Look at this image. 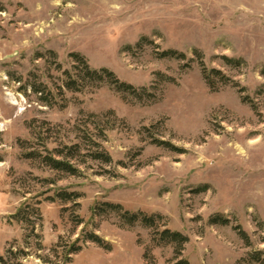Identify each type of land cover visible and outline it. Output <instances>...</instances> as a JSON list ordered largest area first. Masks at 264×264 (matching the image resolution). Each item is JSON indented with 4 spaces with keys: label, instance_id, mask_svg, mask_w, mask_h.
Listing matches in <instances>:
<instances>
[{
    "label": "rangeland",
    "instance_id": "rangeland-1",
    "mask_svg": "<svg viewBox=\"0 0 264 264\" xmlns=\"http://www.w3.org/2000/svg\"><path fill=\"white\" fill-rule=\"evenodd\" d=\"M71 54L154 98L65 89ZM202 67L225 84L210 88ZM88 114L107 121L94 139L110 164L87 160L70 176L24 157L83 145L76 127L97 132ZM123 212L160 216L157 230L187 237L189 264H264V0H0V255L173 264V245H155V229L128 226Z\"/></svg>",
    "mask_w": 264,
    "mask_h": 264
},
{
    "label": "trees",
    "instance_id": "trees-1",
    "mask_svg": "<svg viewBox=\"0 0 264 264\" xmlns=\"http://www.w3.org/2000/svg\"><path fill=\"white\" fill-rule=\"evenodd\" d=\"M147 42L146 38H141L137 43L136 47H141L143 43ZM52 54V53H50ZM160 57H175V58H183V54H177L175 51H164L159 54ZM70 57L73 59L76 65H73V70L75 71V75H72L69 72H64L66 79L63 83V87L69 91H78L84 83L88 82L90 84H94L96 87L106 84L112 87L116 92H120L126 94L128 96H132L134 99L139 101L146 100L149 101L150 99L154 98L146 89H141L140 91L133 88L131 85L126 84L124 82L118 81V79L113 75V73L107 69H90L84 58L79 54H71ZM222 59L226 63L234 62L239 64V61H235L233 59H229L227 57H222ZM202 74L205 82L210 88L215 86V78L225 84V77L220 73V71L216 69L207 70L202 67ZM159 79H162V75L157 74ZM43 88H36L33 87V92L36 94H40V99L47 102V97L44 94ZM49 105V104H48ZM111 115V114H110ZM102 117H106V115H102ZM86 120L92 122L95 125L96 135H93L87 129H79L76 127L77 132L80 134L79 139L82 141L80 143H70V145L62 144L60 148H55L51 151L45 149V154L42 155L41 152L37 151L36 149H31L28 152L24 153V157L30 160H39L44 166L48 167L50 170L55 172L65 173L70 176H78L81 174L79 165L84 164L87 160L100 162L103 164H110L111 158L108 152L104 149L99 141L95 140L94 138H104V126L107 124V121L102 123V119L100 116L94 114H88L85 116ZM102 123V124H101ZM106 123V124H105ZM103 126V127H102ZM35 138L42 141L40 133H36L34 131ZM154 143L160 146H165L173 148L167 142L154 140ZM174 149V148H173ZM175 150V149H174ZM63 201L70 200V194L65 192H61L57 195ZM102 207L111 208L114 211H120L119 205H111V204H104L101 205ZM121 220L127 224L128 226L134 225L136 222H140L143 226L155 229L154 235L152 236V242L155 245L159 244H171L174 247L175 252V262L173 264H189L187 260L181 257L183 248L185 243L188 241L187 237L183 236L179 232H172L168 229H164L162 231L157 230L156 219L160 218V216L154 215H145L142 213H128L123 212L120 213ZM215 220V219H214ZM222 224H225L227 221L221 220ZM214 222V221H213ZM216 222V221H215ZM240 236L243 239H246L245 235L240 231ZM92 242L97 243L99 246L107 249V245L101 243L100 239L95 235L89 237ZM72 247L71 253L75 252ZM254 259L259 260V257H255ZM0 264H8L6 258L0 255Z\"/></svg>",
    "mask_w": 264,
    "mask_h": 264
}]
</instances>
